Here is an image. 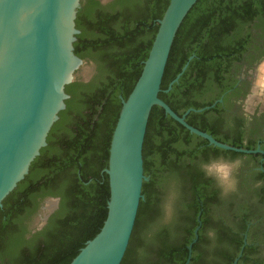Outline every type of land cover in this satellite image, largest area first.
<instances>
[{
	"label": "trees",
	"instance_id": "trees-1",
	"mask_svg": "<svg viewBox=\"0 0 264 264\" xmlns=\"http://www.w3.org/2000/svg\"><path fill=\"white\" fill-rule=\"evenodd\" d=\"M93 2L83 5L82 0L73 45L76 55L94 62L95 71L87 81L75 78L66 85L69 98L47 144L2 202L0 264H69L106 218L109 184L102 171L120 96L127 98L139 77L157 19L169 0ZM250 12H264V0H197L189 10L172 43L159 92L178 115L211 104L197 100V94L217 77L214 64L225 51L222 40ZM185 63L186 69L167 90ZM211 110H191L185 119L220 142L242 147L219 134L216 121L209 118ZM142 152L148 180L120 264H183L200 209L197 198L206 202L199 192L197 163L237 152L208 144L158 105L151 109ZM46 197H58V206L42 228L32 231L39 202ZM197 244L192 245L189 264L200 261Z\"/></svg>",
	"mask_w": 264,
	"mask_h": 264
},
{
	"label": "water",
	"instance_id": "water-1",
	"mask_svg": "<svg viewBox=\"0 0 264 264\" xmlns=\"http://www.w3.org/2000/svg\"><path fill=\"white\" fill-rule=\"evenodd\" d=\"M196 2L169 0L157 19L158 28L141 73L127 98L120 96L121 108L110 139L107 166L102 171L107 174L109 184L106 218L69 264L121 263L143 198L142 185L148 180L142 151L153 106L161 107L166 115L210 145L250 151L220 142L186 121L189 111H203L210 106L188 108L178 115L159 97L175 35ZM81 3L82 0H0V207L47 144L48 133L69 98L65 87L85 64V59L74 53L73 45L79 33L76 17ZM187 65H183L167 90L178 81ZM223 167L226 166H220ZM58 202L57 197L46 200L37 230L43 227ZM198 228L193 231L183 264L191 259Z\"/></svg>",
	"mask_w": 264,
	"mask_h": 264
},
{
	"label": "flooded vegetation",
	"instance_id": "flooded-vegetation-1",
	"mask_svg": "<svg viewBox=\"0 0 264 264\" xmlns=\"http://www.w3.org/2000/svg\"><path fill=\"white\" fill-rule=\"evenodd\" d=\"M93 1L108 0H83V5ZM246 16L222 40L225 51L214 64L217 77L205 82L197 94V100L211 101L208 115L216 121L219 134L250 151L219 154L197 163L199 192L206 202L197 196L195 254L200 261L196 264H229V257L233 258L230 264L235 260L236 264H264V78L257 80L264 66V12ZM48 198L56 197L39 202L32 230H37Z\"/></svg>",
	"mask_w": 264,
	"mask_h": 264
},
{
	"label": "rangeland",
	"instance_id": "rangeland-1",
	"mask_svg": "<svg viewBox=\"0 0 264 264\" xmlns=\"http://www.w3.org/2000/svg\"><path fill=\"white\" fill-rule=\"evenodd\" d=\"M109 1L110 0L106 1L105 4H107ZM85 64L86 65H82L83 68H85V69H78L76 71V73H78V75L75 74V76H78V78L84 77V78H87L89 80L95 71V64L93 61L90 62L89 64L88 63H85ZM262 78H264V66L261 67L257 80L259 82H262Z\"/></svg>",
	"mask_w": 264,
	"mask_h": 264
},
{
	"label": "bare ground",
	"instance_id": "bare-ground-1",
	"mask_svg": "<svg viewBox=\"0 0 264 264\" xmlns=\"http://www.w3.org/2000/svg\"><path fill=\"white\" fill-rule=\"evenodd\" d=\"M223 170V168H221Z\"/></svg>",
	"mask_w": 264,
	"mask_h": 264
}]
</instances>
